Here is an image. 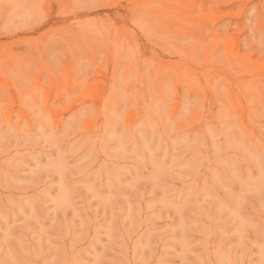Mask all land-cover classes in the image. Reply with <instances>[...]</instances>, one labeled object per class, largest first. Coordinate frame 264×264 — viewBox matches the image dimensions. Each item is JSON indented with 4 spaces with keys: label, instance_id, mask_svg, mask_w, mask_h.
Here are the masks:
<instances>
[{
    "label": "rangeland",
    "instance_id": "rangeland-1",
    "mask_svg": "<svg viewBox=\"0 0 264 264\" xmlns=\"http://www.w3.org/2000/svg\"><path fill=\"white\" fill-rule=\"evenodd\" d=\"M0 264H264V0H0Z\"/></svg>",
    "mask_w": 264,
    "mask_h": 264
},
{
    "label": "bare ground",
    "instance_id": "bare-ground-1",
    "mask_svg": "<svg viewBox=\"0 0 264 264\" xmlns=\"http://www.w3.org/2000/svg\"><path fill=\"white\" fill-rule=\"evenodd\" d=\"M226 55V54H225ZM46 108V107H45ZM240 132V131H239Z\"/></svg>",
    "mask_w": 264,
    "mask_h": 264
}]
</instances>
